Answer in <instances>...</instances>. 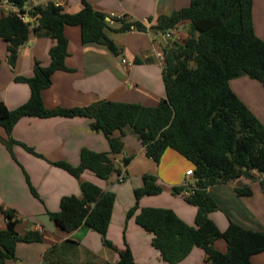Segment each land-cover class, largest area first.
<instances>
[{"label": "trees", "instance_id": "obj_1", "mask_svg": "<svg viewBox=\"0 0 264 264\" xmlns=\"http://www.w3.org/2000/svg\"><path fill=\"white\" fill-rule=\"evenodd\" d=\"M5 1L20 10V14L8 11L0 21V38L8 43V63L12 67L33 31L39 37L55 41L50 50L49 66L37 61L32 77L16 78L17 82L29 86V100L15 110L0 101V127L6 132L2 141L12 155L14 145H21L42 158L12 136L23 118H87L92 131L104 134L110 151L98 153L83 149L79 166L64 161L52 165L78 180L86 171L108 180L113 174L122 172L114 157L123 153L125 129L130 127L146 155L155 163L159 164L165 152L172 149L194 166L193 194L186 195L192 188L175 187L173 190L175 194H183L186 201L198 209L195 226L184 222L171 209L141 208L143 197L163 192L156 176L144 175L143 185L134 191L136 204L129 210L127 219L135 217L136 223L153 235L152 245L160 251L163 260L179 264L198 247L204 250L207 264H254L252 258L264 252V232L247 230L233 222L222 232L210 218L219 206L208 193L212 186L228 184L241 177L253 178L254 171L264 174V124L231 87L233 80L244 76L264 86V41L254 29V0H193L189 7L171 16H160L158 25L149 29L140 23L127 22L125 18H111L122 24L117 30L111 28L106 14L96 11L86 0H82L83 8L76 14L66 13L54 2L40 4L29 11L28 22L22 16L28 0H0V6ZM187 21L189 37L164 50L166 98L158 106L101 101L88 107L46 108L43 92L52 86L54 75L70 71L66 66L69 56L67 26L81 28L84 45L101 44L119 55V48L108 36L109 31L149 30L166 34ZM1 64L0 60V70ZM117 131L122 137H115ZM132 160L133 157L124 158L123 166L127 167ZM80 186L83 197H64L60 212H48L49 218L68 233L87 226L102 235L104 245L116 252L107 240L116 195L90 182H81ZM262 186L264 189V181ZM31 190L37 196L32 186ZM237 193L240 196L252 194L250 189H237ZM5 216L8 226L0 231V264L16 259L19 243L43 241L39 232L21 236L16 231L18 220L14 213L5 212ZM220 239L228 244L226 253L215 247ZM65 244H70L69 252L73 253L79 247L73 241ZM117 253L118 261L109 264H137L128 245ZM63 254V246H55L46 253L44 260L49 264H67Z\"/></svg>", "mask_w": 264, "mask_h": 264}, {"label": "crops", "instance_id": "obj_2", "mask_svg": "<svg viewBox=\"0 0 264 264\" xmlns=\"http://www.w3.org/2000/svg\"><path fill=\"white\" fill-rule=\"evenodd\" d=\"M96 11L110 19L113 30L120 29L121 23L111 18H125L127 22L140 23L148 29L158 25L162 15L171 16L176 11L187 8L193 0H86ZM54 2L66 13L76 14L82 8V0H39L40 4ZM9 8L0 6V21L8 14ZM107 19V21H108ZM254 29L264 41V0H254ZM34 27L36 24L33 22ZM189 22L174 29L172 40L154 31H131L117 33L109 31L108 36L119 48V55L106 46L82 42L79 26H67L65 36L69 42V56L66 66L70 71L57 72L53 84L43 92L46 108L71 109L88 107L101 101L140 104L156 107L166 98L164 67L157 54L164 53L167 46L183 43L188 37ZM55 41L39 37L32 32L28 42L20 49L16 65L8 63V43L0 38V101L10 110L25 104L30 98V88L16 81L17 77L30 78L34 66L39 61L44 66L51 62L50 50ZM127 60L131 66L123 64ZM236 95L264 124V86L247 76L231 82ZM87 118H23L13 130V138L27 145L42 156L29 153L21 145H14L13 155L3 143L6 132L0 127V231L8 226L5 212H13L18 220L16 231L24 236L29 232L42 230L43 241L19 243L16 259L7 264H49L44 260L48 251L55 246H63V259L67 264H109L118 261L119 254L128 245L137 264H168L159 250L152 245L153 235L136 223L135 217L127 219V214L136 204L134 191L143 185V176L158 178L163 192L158 196H146L140 200L141 208H164L173 210L179 218L190 226L196 225L198 209L189 204L183 194H175V187H182L189 170H194L190 161L172 149H168L160 163H155L146 155L145 148L130 127L125 129L123 153L114 157L115 164L122 168L123 159L133 157L127 166V179L118 183V174L102 180L91 171H86L78 180L67 171L52 165L67 162L79 166L81 151L89 149L98 153L110 151L104 134L90 128ZM115 137H122L117 131ZM253 178L241 177L228 184L212 186L208 193L217 202L219 210L210 218L225 232L230 223L244 229L264 232V174L255 172ZM81 182H90L105 192L116 195L107 240L112 243L111 251L104 245L102 235L82 226L68 233L59 228L48 216V212L61 210V201L67 196L83 197ZM194 180H192V183ZM31 186L37 196L32 193ZM237 189H250L252 194L240 196ZM78 243L75 253L69 252L70 244ZM215 247L222 253L228 251V244L220 239ZM203 249L194 248L190 255L179 264H207ZM254 264H264V252L252 258Z\"/></svg>", "mask_w": 264, "mask_h": 264}, {"label": "built area", "instance_id": "obj_3", "mask_svg": "<svg viewBox=\"0 0 264 264\" xmlns=\"http://www.w3.org/2000/svg\"><path fill=\"white\" fill-rule=\"evenodd\" d=\"M3 5L7 6L9 8V11H12V12L20 14V10L15 5L9 3L8 1H5L3 3ZM38 5H39V0H28L27 3H26V7H25L26 12H25L24 15H22L23 18L29 19V17H28L29 11L31 9H33L34 7L38 6ZM56 5H59V4H56ZM173 35H174V30H171V31L167 32L166 34H164V36H165V38L167 40H172ZM157 57L159 59V63H161V65L164 67L165 66L164 53L157 54ZM123 64H125L127 66H131V64L125 59L123 60ZM121 169H122V172H121V174L118 175V182H124L126 180V169H127V167L126 166H122ZM186 177H187V179H186V181H185V183L183 184L182 187L192 188V191H187L186 192L187 196H191L193 194V190L195 189V187H194L195 180H194V172H193V170H189L187 172V174H186ZM192 180H194L193 183H192ZM39 233H42V230H40Z\"/></svg>", "mask_w": 264, "mask_h": 264}, {"label": "rangeland", "instance_id": "obj_4", "mask_svg": "<svg viewBox=\"0 0 264 264\" xmlns=\"http://www.w3.org/2000/svg\"><path fill=\"white\" fill-rule=\"evenodd\" d=\"M235 80H236V79H235ZM117 177H118V176H117ZM126 179H127V175H126ZM125 181H126V180H125ZM125 181H124V182H125ZM118 183H123V182H118Z\"/></svg>", "mask_w": 264, "mask_h": 264}, {"label": "water", "instance_id": "obj_5", "mask_svg": "<svg viewBox=\"0 0 264 264\" xmlns=\"http://www.w3.org/2000/svg\"><path fill=\"white\" fill-rule=\"evenodd\" d=\"M29 21V19H26V22H28ZM108 21H110V19H108Z\"/></svg>", "mask_w": 264, "mask_h": 264}]
</instances>
